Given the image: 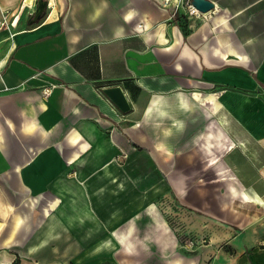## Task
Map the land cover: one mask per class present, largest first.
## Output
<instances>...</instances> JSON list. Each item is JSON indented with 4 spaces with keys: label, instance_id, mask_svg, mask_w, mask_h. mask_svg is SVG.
<instances>
[{
    "label": "crops",
    "instance_id": "1",
    "mask_svg": "<svg viewBox=\"0 0 264 264\" xmlns=\"http://www.w3.org/2000/svg\"><path fill=\"white\" fill-rule=\"evenodd\" d=\"M34 1L0 0V18L22 8L0 33V264L117 261L130 188L133 213L175 193L201 242L142 264H264V0H211L207 20L161 0H49L34 18Z\"/></svg>",
    "mask_w": 264,
    "mask_h": 264
},
{
    "label": "rangeland",
    "instance_id": "2",
    "mask_svg": "<svg viewBox=\"0 0 264 264\" xmlns=\"http://www.w3.org/2000/svg\"><path fill=\"white\" fill-rule=\"evenodd\" d=\"M217 179H220L217 173L207 171L192 173L191 178L193 183H197L204 188V194L207 189L206 185L209 187L208 195L211 193L210 188L213 186L212 192L215 197L219 196L222 190L226 191L225 188L221 187L222 184ZM211 180H213V182L209 183ZM118 196L121 197V200L116 204L121 206L123 217L128 214L129 217H131L130 219L126 220L125 218L120 221L117 230L125 231L126 226L129 224L133 225L132 249L131 252H124L122 250L124 243L119 242L117 261L114 259L115 262L111 263L106 261L103 264H142L144 258L146 257L147 259V256L151 255L153 251L155 253L160 252L165 254L167 250L166 254H168L169 250H171L172 252L181 253L184 256V254L195 253L196 246L201 244V242L198 241L199 237L195 233L196 231L193 230L196 228L195 222L192 223L195 225L191 227L187 221L181 218V214H183L184 211L190 212L188 208L185 209L181 207L175 193L166 191L154 195L153 199L157 205V210H150V204H147L136 213L130 211L131 207L128 206L129 204H125V201L134 198L137 199L141 194L137 193L135 189L130 188L120 193ZM142 201L143 200L137 201L140 206H142ZM137 202H135V204ZM192 210L196 211V209ZM145 222L149 223L145 225ZM16 261L14 264H19V262Z\"/></svg>",
    "mask_w": 264,
    "mask_h": 264
},
{
    "label": "built area",
    "instance_id": "3",
    "mask_svg": "<svg viewBox=\"0 0 264 264\" xmlns=\"http://www.w3.org/2000/svg\"><path fill=\"white\" fill-rule=\"evenodd\" d=\"M37 2L38 0H36L35 2V8H37ZM50 5V3H48V6ZM161 5L164 7H173L176 10H178L181 7L185 8V12L188 15V17L190 19H198V20H207L211 18V11L213 10H209L207 12H204L202 10H200L194 3L192 0H161ZM47 6V7H48ZM36 12V10H35ZM22 13V8L20 7V9L18 10V14L16 15V17L12 20V18H10L8 16V13H5L3 17L0 18V33L3 31V29L10 27V26H14L17 24V20L19 15ZM51 91V88L48 86L43 87V93L44 94H49Z\"/></svg>",
    "mask_w": 264,
    "mask_h": 264
},
{
    "label": "water",
    "instance_id": "4",
    "mask_svg": "<svg viewBox=\"0 0 264 264\" xmlns=\"http://www.w3.org/2000/svg\"><path fill=\"white\" fill-rule=\"evenodd\" d=\"M202 11L207 12L215 8V3L211 0H192ZM49 0H38L34 18H41L46 12ZM105 94L122 110H128L130 105L126 92L121 85H110L104 88Z\"/></svg>",
    "mask_w": 264,
    "mask_h": 264
},
{
    "label": "bare ground",
    "instance_id": "5",
    "mask_svg": "<svg viewBox=\"0 0 264 264\" xmlns=\"http://www.w3.org/2000/svg\"><path fill=\"white\" fill-rule=\"evenodd\" d=\"M54 1V0H53ZM36 2V0L34 1V3ZM35 10H36V8H35ZM35 10L33 11V13L35 12ZM20 17V16H19ZM19 17H18V19H19Z\"/></svg>",
    "mask_w": 264,
    "mask_h": 264
}]
</instances>
